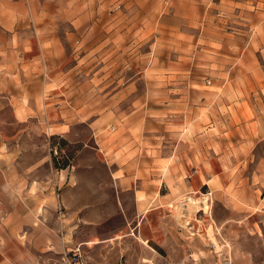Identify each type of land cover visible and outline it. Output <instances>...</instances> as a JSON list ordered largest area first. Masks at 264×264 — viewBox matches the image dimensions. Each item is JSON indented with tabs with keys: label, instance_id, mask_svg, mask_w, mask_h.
Masks as SVG:
<instances>
[{
	"label": "rangeland",
	"instance_id": "374dc122",
	"mask_svg": "<svg viewBox=\"0 0 264 264\" xmlns=\"http://www.w3.org/2000/svg\"><path fill=\"white\" fill-rule=\"evenodd\" d=\"M40 4L73 45L9 78L39 114L0 105V154L56 176L58 237L88 264H264V0Z\"/></svg>",
	"mask_w": 264,
	"mask_h": 264
},
{
	"label": "crops",
	"instance_id": "0c3cea01",
	"mask_svg": "<svg viewBox=\"0 0 264 264\" xmlns=\"http://www.w3.org/2000/svg\"><path fill=\"white\" fill-rule=\"evenodd\" d=\"M65 5L64 13L73 11L71 5ZM43 8L51 11L40 0H0V105L9 106L18 123L39 114V102L30 92L35 88L40 91L41 85L40 81L32 85L31 80L18 84L12 95L13 84L10 85L9 78L40 80L42 72L34 70L33 62L55 59L62 52V45H73L71 31L59 37L55 23L40 19ZM71 25L69 22V28ZM13 50H19L18 61L22 63L10 68L5 58ZM25 92L27 96L22 100L21 94ZM41 105L44 110L55 106L44 99ZM8 157L0 154V264H57L58 256L72 248L66 236L57 235L59 231L62 235V227L61 218L55 214L59 199L56 176L51 181L39 180L30 175L37 166L26 170L24 166L10 163ZM126 180L130 181V177Z\"/></svg>",
	"mask_w": 264,
	"mask_h": 264
},
{
	"label": "built area",
	"instance_id": "2783aa9c",
	"mask_svg": "<svg viewBox=\"0 0 264 264\" xmlns=\"http://www.w3.org/2000/svg\"><path fill=\"white\" fill-rule=\"evenodd\" d=\"M60 234V233H59ZM58 264H88L83 253L79 250V247L65 250L58 260ZM121 264V263H117ZM224 264H230L228 261H224Z\"/></svg>",
	"mask_w": 264,
	"mask_h": 264
},
{
	"label": "bare ground",
	"instance_id": "6f19581e",
	"mask_svg": "<svg viewBox=\"0 0 264 264\" xmlns=\"http://www.w3.org/2000/svg\"><path fill=\"white\" fill-rule=\"evenodd\" d=\"M193 204H194V203L191 202V203L189 204V206L192 207ZM204 206H207V204L203 203V207H204ZM192 208H193V207H192ZM200 210L204 211L203 214H206V213H207V211H206L205 208H200ZM174 218H175L176 220H178L179 218H181V212H180V210L177 211V213H176V215H175ZM178 224H179V223H178ZM205 238H207L209 241H211V244H212L214 247H216L217 249H219V247L217 246L216 242L214 241V239H213L210 235L206 236ZM207 239H205V240H207ZM219 252H220V251H219ZM144 263H147V260H144Z\"/></svg>",
	"mask_w": 264,
	"mask_h": 264
},
{
	"label": "trees",
	"instance_id": "16d2710c",
	"mask_svg": "<svg viewBox=\"0 0 264 264\" xmlns=\"http://www.w3.org/2000/svg\"><path fill=\"white\" fill-rule=\"evenodd\" d=\"M65 168V165H62L61 167H60V169H64Z\"/></svg>",
	"mask_w": 264,
	"mask_h": 264
}]
</instances>
